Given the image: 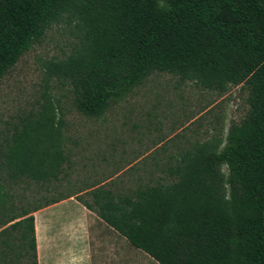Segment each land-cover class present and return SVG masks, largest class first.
<instances>
[{
	"label": "trees",
	"instance_id": "1",
	"mask_svg": "<svg viewBox=\"0 0 264 264\" xmlns=\"http://www.w3.org/2000/svg\"><path fill=\"white\" fill-rule=\"evenodd\" d=\"M62 20L74 21L78 43L45 73L70 85L81 114H101L153 71L217 91L244 84L248 109L219 150L192 145L166 168V184L88 196L99 219L157 264H264V0H0V77ZM60 128L47 100L11 136V176L57 179ZM0 244L9 247L7 235ZM27 246L35 264L32 237Z\"/></svg>",
	"mask_w": 264,
	"mask_h": 264
},
{
	"label": "rangeland",
	"instance_id": "2",
	"mask_svg": "<svg viewBox=\"0 0 264 264\" xmlns=\"http://www.w3.org/2000/svg\"><path fill=\"white\" fill-rule=\"evenodd\" d=\"M74 21L47 27L0 77V191H39L40 204L69 193L98 187L118 174L116 194L170 181L166 168L192 145H224L228 129L243 119L248 105L244 84H228L221 91L206 89L193 80H180L165 72H150L121 100L110 102L97 116H87L74 106L66 81L45 73L47 62L60 60L78 43ZM49 100L61 120V146L65 162L57 179L33 183L11 176L4 154L11 136L26 120H33ZM226 175V170L222 169ZM6 194H4L5 196ZM0 194V226L6 204ZM88 195L81 197L87 199ZM13 202V201H12ZM2 230V229H1ZM7 231V230H6ZM7 233H0V241ZM31 252L22 253L20 242L0 244V264H31Z\"/></svg>",
	"mask_w": 264,
	"mask_h": 264
},
{
	"label": "crops",
	"instance_id": "3",
	"mask_svg": "<svg viewBox=\"0 0 264 264\" xmlns=\"http://www.w3.org/2000/svg\"><path fill=\"white\" fill-rule=\"evenodd\" d=\"M118 176L111 175L98 187L111 183V189L115 188ZM98 187L62 195L46 205L40 204L39 191L34 188L0 191L9 201L1 203L6 217L0 230L7 229L10 242H20L23 254L32 237L35 264H157L99 219L89 196L81 197ZM27 218H31V229ZM14 223L21 224L11 227Z\"/></svg>",
	"mask_w": 264,
	"mask_h": 264
}]
</instances>
